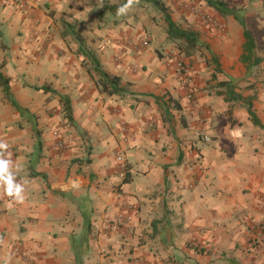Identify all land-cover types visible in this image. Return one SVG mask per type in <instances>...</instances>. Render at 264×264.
I'll list each match as a JSON object with an SVG mask.
<instances>
[{
  "label": "crops",
  "instance_id": "0c3cea01",
  "mask_svg": "<svg viewBox=\"0 0 264 264\" xmlns=\"http://www.w3.org/2000/svg\"><path fill=\"white\" fill-rule=\"evenodd\" d=\"M153 11L151 0H0V73L28 111L0 90V159L24 188L16 200L0 181V264H76V252L81 264H264L263 133L246 109L225 123L236 102L182 81L183 56L162 51L167 34ZM262 19L247 70L258 68L260 82ZM225 28L219 62L236 78L246 38L233 19ZM91 56L130 94L102 92ZM261 86L251 105L264 126ZM201 134L215 140L191 149ZM116 156L129 164L125 184Z\"/></svg>",
  "mask_w": 264,
  "mask_h": 264
},
{
  "label": "rangeland",
  "instance_id": "374dc122",
  "mask_svg": "<svg viewBox=\"0 0 264 264\" xmlns=\"http://www.w3.org/2000/svg\"><path fill=\"white\" fill-rule=\"evenodd\" d=\"M160 2L164 5L165 12L177 26L182 29L196 31L199 40L196 49L191 53V56H186L187 50L185 49L184 43L179 40L169 39L168 36L165 43H162L160 48L162 51L167 49L168 51H173L183 56L175 65L179 75L182 77V81L186 85L195 78L203 83L204 89L210 92L215 98H222L226 103L231 101L238 103L237 101H242V104L238 107L236 106V103L230 104L226 111L225 115L227 118H225V123L231 122L234 125L235 122L232 117L234 112L240 108L246 109L247 111V104H251L252 100L256 98V95L260 93L259 89L263 88L261 85L262 83L264 84V82L258 80L260 77L258 75V68H252L249 74L246 70V73H240L236 78H228V75H226L221 69V64L219 62V39L225 33V23L229 19L237 21L244 31L249 33V35L259 34L261 28L258 19L263 18L262 20H264V0H160ZM247 3L258 6H254L253 9L248 10L249 7L244 8ZM152 6L155 9L153 12L156 16H159L161 31L163 29L166 32L167 25L165 22L164 10H160L153 3ZM142 44V42L139 43V45ZM143 45L146 44L144 43ZM213 55L218 59L220 72L217 71ZM179 63H181L182 67L178 66ZM194 72L195 75L193 74ZM219 81H230L232 83V92H226L225 97L223 95H218L219 91L225 93L227 89V87H221ZM0 90L3 93V97L8 100L2 86H0ZM24 122L27 121L24 119ZM37 124L39 125V122ZM60 124L68 125V122H63V120H61ZM31 125L35 127L33 123L28 122V126L31 127ZM252 125L260 129L264 136V130L255 126L253 123ZM37 131L40 137V133H42L40 132L41 129L37 128ZM232 134L235 136L234 133ZM34 135L36 136L35 133ZM217 139L218 136L216 137V140ZM222 139L226 140L225 138ZM209 140L212 141L215 139L212 138V136H209L208 138L205 134H201L196 139L192 140L193 143H191V149L199 151L198 143L201 145L210 144L211 141ZM228 145L233 148L231 144ZM88 149L89 148L86 147L85 152H87ZM201 157V155L197 158L192 157L189 160L190 167L196 165L201 166ZM86 158H83L82 161L87 160ZM116 158L118 161L119 157L116 156ZM119 163L121 164L120 171L124 173L125 178L126 174H128L129 164L122 157L119 159ZM83 253L81 252V254ZM80 256L82 257V255Z\"/></svg>",
  "mask_w": 264,
  "mask_h": 264
},
{
  "label": "trees",
  "instance_id": "16d2710c",
  "mask_svg": "<svg viewBox=\"0 0 264 264\" xmlns=\"http://www.w3.org/2000/svg\"><path fill=\"white\" fill-rule=\"evenodd\" d=\"M155 6H157L160 10H164L165 7L162 5L160 0H151ZM165 22L167 25V36L169 39L173 40H179L180 42L184 43L185 49L187 50L186 56H191V53L196 49V46L198 44V33L193 30L189 29H182L179 26H177L170 18V16L165 12ZM76 33V32H75ZM244 37L246 38V43L244 44V52L241 56L242 63L246 64V70L249 69V67L253 66L255 62H257V58L253 55L252 49H253V42L251 40V37L247 31H244ZM90 66L87 67V70L89 74H93L98 78V81L102 87V92H105L107 95H119L120 97H124L127 94H130L128 90H126L124 87H121V80L118 76L109 74L105 71H103L100 68L99 63L97 62V59L94 56L90 57ZM214 63L216 64L217 71L220 72V65L218 62V59L215 55H213ZM89 65V64H88ZM12 84V81L10 78L4 77L0 73V86H2L4 93L8 97L10 105L18 112L25 113L28 112L25 109H22L19 107V105L14 101V99L11 96L10 93V86ZM219 84L221 87H227L225 93L218 92V95H223L225 97L226 92L231 93L232 92V83L230 81H219ZM127 86H130V83L127 84ZM39 92H50L49 89H46L44 87H34ZM172 104H174V107L179 110V105L175 99L172 97H169L168 99ZM60 101L63 104V111L65 116L70 120L71 119V106L69 103V100L65 97H61ZM247 112L249 115V118L251 122L255 125L260 127L262 130H264V126L260 124L258 121L256 115L252 111V105L250 103L247 104ZM130 175L129 173L126 174V177L122 180L121 184H125L129 182ZM84 230L80 235V241H85L87 234L90 231L89 227V221L84 217ZM75 252V249H74ZM76 264H81V259L79 256V252H76L75 255Z\"/></svg>",
  "mask_w": 264,
  "mask_h": 264
},
{
  "label": "clouds",
  "instance_id": "9594fccd",
  "mask_svg": "<svg viewBox=\"0 0 264 264\" xmlns=\"http://www.w3.org/2000/svg\"><path fill=\"white\" fill-rule=\"evenodd\" d=\"M127 5L121 7L118 12L123 13ZM8 145L0 143V148H7ZM0 181L5 185V192L7 195L15 198L16 200L23 199V185L17 183L14 174L9 171V161L0 159Z\"/></svg>",
  "mask_w": 264,
  "mask_h": 264
},
{
  "label": "built area",
  "instance_id": "2783aa9c",
  "mask_svg": "<svg viewBox=\"0 0 264 264\" xmlns=\"http://www.w3.org/2000/svg\"><path fill=\"white\" fill-rule=\"evenodd\" d=\"M178 66H179V67H182L181 63H179ZM120 220H121V219H119V221H117V222H120Z\"/></svg>",
  "mask_w": 264,
  "mask_h": 264
}]
</instances>
